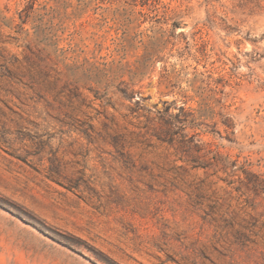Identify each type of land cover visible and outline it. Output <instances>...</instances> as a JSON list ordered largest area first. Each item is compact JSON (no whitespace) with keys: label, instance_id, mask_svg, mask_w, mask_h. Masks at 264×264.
<instances>
[{"label":"rangeland","instance_id":"obj_1","mask_svg":"<svg viewBox=\"0 0 264 264\" xmlns=\"http://www.w3.org/2000/svg\"><path fill=\"white\" fill-rule=\"evenodd\" d=\"M0 264H264V0H0Z\"/></svg>","mask_w":264,"mask_h":264}]
</instances>
